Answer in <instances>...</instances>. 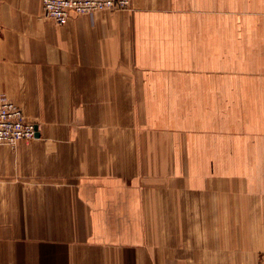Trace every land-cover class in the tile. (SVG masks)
I'll use <instances>...</instances> for the list:
<instances>
[{
	"label": "crops",
	"instance_id": "0c3cea01",
	"mask_svg": "<svg viewBox=\"0 0 264 264\" xmlns=\"http://www.w3.org/2000/svg\"><path fill=\"white\" fill-rule=\"evenodd\" d=\"M9 100L0 264H264V0H0Z\"/></svg>",
	"mask_w": 264,
	"mask_h": 264
},
{
	"label": "built area",
	"instance_id": "2783aa9c",
	"mask_svg": "<svg viewBox=\"0 0 264 264\" xmlns=\"http://www.w3.org/2000/svg\"><path fill=\"white\" fill-rule=\"evenodd\" d=\"M43 16L59 25L71 15H86L98 11L132 9V0H42ZM37 128L27 119L23 109L13 101L0 102V146L15 147L23 140L34 139Z\"/></svg>",
	"mask_w": 264,
	"mask_h": 264
},
{
	"label": "rangeland",
	"instance_id": "374dc122",
	"mask_svg": "<svg viewBox=\"0 0 264 264\" xmlns=\"http://www.w3.org/2000/svg\"><path fill=\"white\" fill-rule=\"evenodd\" d=\"M27 117V116H26Z\"/></svg>",
	"mask_w": 264,
	"mask_h": 264
}]
</instances>
